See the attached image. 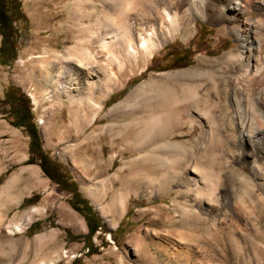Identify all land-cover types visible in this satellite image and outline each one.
<instances>
[{"label": "rangeland", "instance_id": "374dc122", "mask_svg": "<svg viewBox=\"0 0 264 264\" xmlns=\"http://www.w3.org/2000/svg\"><path fill=\"white\" fill-rule=\"evenodd\" d=\"M148 1L145 3L148 4ZM250 1L259 5L260 0ZM250 1L240 0V4L250 18L259 17L258 11L251 8ZM19 2L25 22L15 23L21 34L17 54L9 65L0 64V146L4 150L0 187L20 171L21 177L25 178L31 169L33 174L30 179L19 181L20 187L25 185L27 191L21 195L18 206L8 211L7 215L12 218L32 207L39 212L24 226L21 234L11 236L6 226L0 228V239L3 241L0 264H35L38 259L37 256L34 259L32 251L34 241L38 236L47 235L45 249L48 250V261L53 264H242L233 253L239 248L249 249V245L241 241L238 234L246 235L259 244L261 253L253 264H264V238L255 232L258 228L264 237V211L260 206L250 207L246 196V189H251L255 197L264 200L262 187L251 185L253 179L264 183L263 134H251L250 141L244 135L240 140L239 133L233 129L223 131L220 127L222 120L214 118L205 133L198 126L191 129L186 124L172 129L167 138L155 137L152 143L140 147L135 144L132 131L122 130L127 121L140 119L139 114L116 118L112 122L108 120L110 110L129 98L139 84L148 81L150 75L176 74L177 78H182L181 73L198 69L196 73L200 75L196 74L193 79L203 84L200 96L205 98L204 94H212L210 76L205 72L211 69L220 76H229V73L221 69L223 65L208 62L222 61L228 54L242 51V43L232 29L237 25L236 21L220 19L219 7L215 3L210 7L209 0H205L202 18L200 15L191 16L187 29L181 35L170 39L152 57H146L142 62L136 60L135 64L123 68L118 75V85L100 102L101 109L91 121V108H81L79 116L74 115L75 107L58 93V99L53 100L49 83L41 80L42 66L49 69L51 50L63 51L74 43L73 32L66 27L68 15L65 8L74 0ZM198 60L204 63L203 68H197ZM11 87L28 99L40 149L52 164L48 172L61 186L48 179L31 160L24 130L11 125L4 99L5 91ZM261 99L264 104V97ZM109 123L114 126L113 133L99 135V130ZM212 138L218 139L217 158L222 162L221 174L227 177L231 170L233 173V181L228 187L230 206L212 213L224 231L220 230L223 233L220 243L213 237L211 240L213 245L222 243L228 255L225 259L216 254L200 253L196 243L185 240L179 234L181 225L195 226V232L209 227V222L204 219H182V208L196 211L197 203L192 193L179 186L178 174L182 172L183 165L191 167L201 154L211 152L207 143ZM165 141L183 145L185 151L181 164L161 167L144 158V155H153L171 159V154L157 147ZM222 154L227 158L223 159ZM250 156L259 161L260 173L255 177L245 158ZM241 175L248 180H243ZM70 181L75 183L77 193L88 202L103 226L90 238L91 247L82 240L72 241L75 236L86 234L87 229L83 217L69 206L72 193L64 187ZM98 186L103 187L101 196L93 199L91 194ZM115 194L121 195L123 202L124 213L120 217L115 216L110 207ZM229 226L233 229L236 243L230 240L232 233L228 230ZM197 240L200 241L199 236ZM24 243L28 244V250L24 248Z\"/></svg>", "mask_w": 264, "mask_h": 264}, {"label": "bare ground", "instance_id": "6f19581e", "mask_svg": "<svg viewBox=\"0 0 264 264\" xmlns=\"http://www.w3.org/2000/svg\"><path fill=\"white\" fill-rule=\"evenodd\" d=\"M145 1L74 0L65 5L68 15L66 27L73 32L74 43L63 51L51 50L49 69L42 66L41 80L49 83L53 100L58 99V93L69 105L75 107L76 116H79V109L91 108L93 121L101 109L100 102L118 85V75L123 68L128 64H135L136 60L142 62L146 57H152L170 39L181 35L187 29V21L191 16L200 15L202 18L205 3V0H149L148 4ZM212 3L219 7L220 19L236 21L237 25L232 29L242 43L241 52L228 54L222 61L208 62L223 65L221 69L229 73V76H220L211 69L206 71L213 91L212 94H204L205 98H202L199 91L203 84L193 79L200 75L196 73L198 69L181 73L182 78H177L176 74L150 75L148 81L139 84L129 98L115 105L108 114L109 122L139 114L140 119L127 121L122 127V130L133 132L132 137L137 146L152 143L155 137L167 138L172 129H179L186 124L191 129L198 126L205 133L214 118L222 120L220 127L223 131L233 129L239 133L240 140L244 135L248 141L251 140V134L264 135V104L261 99L264 97V0H260L259 5L250 1L253 11L259 13V17L253 19L248 16L249 13L240 4V0H209L210 7L213 6ZM203 66L204 63L198 60L197 68ZM113 131L114 126L109 123L99 130V135H111ZM217 143L218 139L209 140L207 146L211 152L201 154L191 167L183 165L182 172L178 174L181 183L179 186L185 192L192 193L197 203L196 211L182 208V219H204L209 222V227L195 232V226L181 225L182 231L179 234L185 240L196 243L200 253L216 254L225 259L228 255L225 254L222 243L213 245L211 240L213 237L220 243L223 237V233H220L223 227L212 213L230 206L228 187L233 181V173L231 170L227 177L221 174L222 162L217 158ZM157 147L171 154V159L153 155H144V158L161 167L181 164L185 151L182 144L165 141ZM11 148L15 149V146ZM2 155L4 150L0 146V173L4 168L1 167ZM226 156L221 155L223 159ZM245 158L255 177L260 173L258 158ZM26 174L28 175L22 178L20 171L0 187V228L6 226L11 236L23 233L24 226L39 212L36 207H32L12 218L7 215L8 211L18 206L21 195L27 191L25 185L24 188L19 185L22 179L29 180L33 171L30 169ZM241 176L243 180L247 179L246 176ZM253 181L251 185H260L264 190V183ZM101 188L103 187L98 186L96 192L91 194L93 199L101 196ZM246 196L250 207L260 206L264 211V200L261 197H255L251 189H246ZM122 204L121 195L115 194L110 207L117 217L124 213ZM228 230L232 233L230 240L236 243L233 229L230 227ZM255 232L257 236L264 238L258 228ZM238 238L245 241L249 249H237L233 253L235 259L242 261V264H253L260 256L261 247L246 235L238 234ZM34 243L32 251L34 259L36 256L38 259H35V264H53L48 261V250L45 249L48 235L38 236ZM24 248L28 250L27 243H24ZM2 254L3 241L0 239V255Z\"/></svg>", "mask_w": 264, "mask_h": 264}, {"label": "trees", "instance_id": "16d2710c", "mask_svg": "<svg viewBox=\"0 0 264 264\" xmlns=\"http://www.w3.org/2000/svg\"><path fill=\"white\" fill-rule=\"evenodd\" d=\"M23 22H25V16L20 8L19 0H0L1 65H9L15 59L18 50V38L21 36L17 27H15V23ZM22 35H24V32ZM4 99L6 100V103L8 105V113L12 117L11 125L16 128L21 127L20 129L24 130L26 136L28 137L30 136L29 133H31L35 138L37 148L40 150V139L37 134V131L35 130L34 124L31 125V130H28V132L25 128L22 127V125L18 121H16V113L19 112L25 113L28 120L32 119L31 114L29 112L28 99L24 96L22 92L12 87L5 91ZM28 151L30 153L31 160L35 161V157L33 156L34 150L29 144ZM53 166L56 165L53 164ZM47 177L48 179L53 181L57 186H61V183L49 172ZM64 189L67 192L72 193V200H70L69 206L72 210H74L83 217L87 229L86 234L75 236L74 238H72V241L82 240L84 243H87L89 247H91L90 238L98 229H103V226L100 220L92 211V208L90 207L88 202L77 193L76 185L74 182H67ZM128 213L129 212H127L126 215H128ZM66 235L68 236L67 232ZM88 251L89 250L87 249V252Z\"/></svg>", "mask_w": 264, "mask_h": 264}, {"label": "flooded vegetation", "instance_id": "af4514ba", "mask_svg": "<svg viewBox=\"0 0 264 264\" xmlns=\"http://www.w3.org/2000/svg\"><path fill=\"white\" fill-rule=\"evenodd\" d=\"M12 119V117H11ZM16 121H18L23 128H25L27 131L31 130V125L33 124V120L26 117V114L23 112L16 113ZM21 128V127H20ZM28 131V132H29ZM30 136L28 137V144L32 147L34 150L33 156L35 157V163L38 166V168L41 170V172L47 177L48 176V169L51 168L52 164L51 161L48 159L47 155L44 154L42 151H40L37 148L35 138L31 133H29ZM48 178V177H47Z\"/></svg>", "mask_w": 264, "mask_h": 264}]
</instances>
